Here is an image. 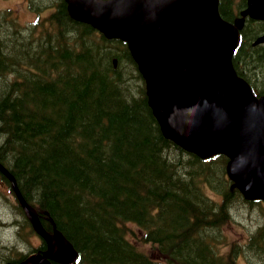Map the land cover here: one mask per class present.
<instances>
[{
    "label": "trees",
    "instance_id": "obj_1",
    "mask_svg": "<svg viewBox=\"0 0 264 264\" xmlns=\"http://www.w3.org/2000/svg\"><path fill=\"white\" fill-rule=\"evenodd\" d=\"M30 5L38 15L25 25L0 11V162L44 226L73 243V264H237L221 249L229 210L261 201L243 198L227 157L164 136L126 42L72 18L64 0ZM247 245L264 255V224Z\"/></svg>",
    "mask_w": 264,
    "mask_h": 264
},
{
    "label": "water",
    "instance_id": "obj_2",
    "mask_svg": "<svg viewBox=\"0 0 264 264\" xmlns=\"http://www.w3.org/2000/svg\"><path fill=\"white\" fill-rule=\"evenodd\" d=\"M65 1L72 18L127 43L164 136L203 159L226 155L227 175L243 196L264 200V96L233 64L244 17L225 20L219 0ZM259 2L249 0L243 14L264 18ZM0 172L47 245L14 264L74 261L78 252L69 238L56 226L44 227L1 162Z\"/></svg>",
    "mask_w": 264,
    "mask_h": 264
},
{
    "label": "rangeland",
    "instance_id": "obj_3",
    "mask_svg": "<svg viewBox=\"0 0 264 264\" xmlns=\"http://www.w3.org/2000/svg\"><path fill=\"white\" fill-rule=\"evenodd\" d=\"M31 9L32 6L27 0H0V11L9 12L12 16L15 15L23 25L35 19V14ZM209 192L212 197L221 198L210 190ZM1 193L7 194L12 201L14 197L0 182V259L11 260L38 246L40 240L31 231L28 224L22 225V215L12 203H8V200ZM229 212L231 218L229 222L224 224L226 243L221 247L222 252L226 255L233 251L236 252L237 264H264V255L259 256L253 251L256 246L247 245L251 234H255L259 226L264 224V202L248 203L238 200L236 206ZM129 226L134 233L140 234L135 224ZM138 245L147 252L151 251V245L143 243Z\"/></svg>",
    "mask_w": 264,
    "mask_h": 264
},
{
    "label": "flooded vegetation",
    "instance_id": "obj_4",
    "mask_svg": "<svg viewBox=\"0 0 264 264\" xmlns=\"http://www.w3.org/2000/svg\"><path fill=\"white\" fill-rule=\"evenodd\" d=\"M27 1L30 4V0ZM258 1H260L259 12L264 14V0ZM248 7L249 0H219L220 12L226 20L235 22L238 17H244L243 25L239 29L240 40L233 59L238 73L248 81L258 96H264V72L261 69V64H264V18L256 17L251 13L244 15L243 11ZM223 9L228 11L226 15L223 14ZM31 10L35 16L38 15L37 8ZM238 50L240 54H237ZM1 263L10 264L7 258L1 259Z\"/></svg>",
    "mask_w": 264,
    "mask_h": 264
},
{
    "label": "bare ground",
    "instance_id": "obj_5",
    "mask_svg": "<svg viewBox=\"0 0 264 264\" xmlns=\"http://www.w3.org/2000/svg\"><path fill=\"white\" fill-rule=\"evenodd\" d=\"M48 214V213H47ZM12 226V225H11Z\"/></svg>",
    "mask_w": 264,
    "mask_h": 264
}]
</instances>
